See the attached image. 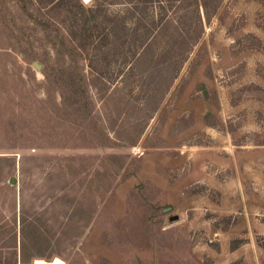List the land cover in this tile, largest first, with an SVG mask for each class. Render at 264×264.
I'll return each instance as SVG.
<instances>
[{
  "label": "rangeland",
  "instance_id": "rangeland-1",
  "mask_svg": "<svg viewBox=\"0 0 264 264\" xmlns=\"http://www.w3.org/2000/svg\"><path fill=\"white\" fill-rule=\"evenodd\" d=\"M121 1L66 0L67 7L52 12L83 47L85 70L98 73L100 86L116 87L103 96L90 86L96 118L112 135L136 137L133 145L68 146L76 140L65 139L69 130L52 121L40 100L43 75L33 63L39 60L0 51L1 100L28 121L16 140L27 146L8 147L14 140L0 133V156L16 160L10 170L0 160V264H140L149 256L185 264L187 255L204 264H263L264 0H221L141 132L140 109L123 112L124 95L132 105L150 103L138 104L143 87L128 84L121 67L133 41L146 36L136 25L147 27L155 10L126 16L127 31L109 33L105 10L142 5ZM40 35V28L26 27L20 36ZM26 47V54H52L48 45ZM111 152L124 154L121 168H114L120 157L106 156Z\"/></svg>",
  "mask_w": 264,
  "mask_h": 264
},
{
  "label": "trees",
  "instance_id": "trees-1",
  "mask_svg": "<svg viewBox=\"0 0 264 264\" xmlns=\"http://www.w3.org/2000/svg\"><path fill=\"white\" fill-rule=\"evenodd\" d=\"M13 1L17 10H13L7 0H0V51L16 49L22 53V57L26 60L33 58L39 60L43 79L38 84L41 85L44 92V97L40 100L50 112L49 116L52 121L58 122L69 130L65 139L76 140L77 143L72 141V145L68 146L101 148L133 145L137 140L136 137L125 136L119 130L115 135H112L93 112L90 86L96 87L103 96H112L116 87L100 86L96 81L98 73L91 74L85 70L82 61L84 58L83 47L81 44L73 42L72 35L56 19V13L52 12L56 5L62 4L61 6L67 7L66 0ZM125 1H127L126 3L130 2L129 0L121 2ZM140 2L142 5L138 10L135 6L136 3L134 6L127 5L125 9H121V16L118 12L111 14L105 10L102 13L101 21L108 28L109 33L116 34L120 30L126 32L127 24L124 17L137 18L135 13L142 17L143 14H149L153 8L155 10L153 14L155 19L147 27L141 21L136 25L135 30L146 28V36H140L138 40L133 41V50L124 59L127 68L121 67L122 76L131 77L128 84L132 83L133 86L141 85L143 87L144 102L141 101L138 104L150 103L149 108L132 105V96L124 95L128 104L123 108V112L131 114L130 112L135 108L140 109L138 118L141 121L139 122L141 132L156 110L163 93L172 85L183 62L197 43L203 31L204 21H208L216 13L221 0H140ZM98 9L99 6L96 10ZM7 15L10 16V22ZM18 17L20 19L17 20ZM17 21L19 22L17 23ZM26 27L40 28L42 35L33 40L28 38L22 40L20 35L24 33ZM2 34L6 37H3ZM34 42L42 46H50L52 54L48 55L47 50L43 57H39L36 51L26 54V46ZM26 73L29 74L28 71ZM19 78L24 82L22 77L19 76ZM161 82L165 83V87H159ZM130 106L135 107L131 108ZM128 109L132 110L127 111ZM19 113L13 104L3 102L0 97V133L3 139L14 140L12 143L6 144L8 147L27 146L16 141L23 138L24 132L28 129V121L19 119ZM106 156L121 158L114 168H121L125 161L123 153L111 152L106 153ZM0 160L8 161L9 170L15 167V156H0ZM20 221L21 230L24 233L28 219L23 210ZM164 230L166 229L164 228L162 233L167 232ZM234 241L236 242L232 244V247L238 245V240ZM175 259L177 260V258ZM182 259L185 264H204L202 260L193 255H187ZM24 262L26 261L23 260ZM139 263L159 264L156 261L153 262L151 256ZM180 263H182L181 260ZM229 264H240V262L235 260Z\"/></svg>",
  "mask_w": 264,
  "mask_h": 264
},
{
  "label": "water",
  "instance_id": "water-1",
  "mask_svg": "<svg viewBox=\"0 0 264 264\" xmlns=\"http://www.w3.org/2000/svg\"><path fill=\"white\" fill-rule=\"evenodd\" d=\"M33 63H34V65H35V67H36L37 69H40L41 64H40L38 61H34ZM169 208H170V205L167 206L165 209H169ZM176 217H177L176 214L170 215V219H174V218H176Z\"/></svg>",
  "mask_w": 264,
  "mask_h": 264
},
{
  "label": "bare ground",
  "instance_id": "bare-ground-1",
  "mask_svg": "<svg viewBox=\"0 0 264 264\" xmlns=\"http://www.w3.org/2000/svg\"><path fill=\"white\" fill-rule=\"evenodd\" d=\"M36 264H44V261L43 260H40V259H37ZM54 264H58V262H56L54 260Z\"/></svg>",
  "mask_w": 264,
  "mask_h": 264
}]
</instances>
